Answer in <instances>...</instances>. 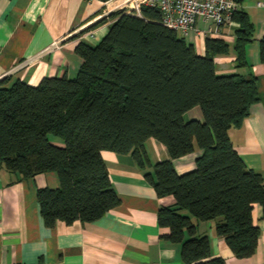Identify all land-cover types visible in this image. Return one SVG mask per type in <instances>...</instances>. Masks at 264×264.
<instances>
[{
  "label": "trees",
  "instance_id": "obj_1",
  "mask_svg": "<svg viewBox=\"0 0 264 264\" xmlns=\"http://www.w3.org/2000/svg\"><path fill=\"white\" fill-rule=\"evenodd\" d=\"M161 17L144 4L140 15L112 12L98 43L75 46L82 63L73 78L44 77L36 85L1 79L0 164L25 178L57 175L56 188L36 189L47 227L57 220L92 222L120 202L101 151L130 154L143 167L149 164L145 142L155 138L170 159L154 163L145 176L158 197L174 200L158 209L157 222L169 229L168 240L181 243L183 263H223L210 256L209 238L196 235L191 217L216 220V234L233 254L249 257L260 235L251 210L259 204L264 211V176L246 167L228 130L258 101L256 78L217 73L214 57L227 53L228 44L206 37L205 53L198 55ZM232 19L238 67L245 64L253 25L241 7ZM259 57L264 63V36ZM196 106L202 120L185 121L183 114ZM196 148L195 167L178 174L173 159Z\"/></svg>",
  "mask_w": 264,
  "mask_h": 264
},
{
  "label": "crops",
  "instance_id": "obj_2",
  "mask_svg": "<svg viewBox=\"0 0 264 264\" xmlns=\"http://www.w3.org/2000/svg\"><path fill=\"white\" fill-rule=\"evenodd\" d=\"M257 1L239 0L253 25L251 41L245 45V64H236L233 48L238 23L215 28L213 22L197 19L187 35L198 55L205 53V38H219L228 52L214 57L216 72L238 73L256 78L258 101L238 127L228 130L233 147L248 169L264 176V63L259 41L264 36V6ZM101 0H0V80L19 79L36 85L44 77L73 78L82 59L75 52L80 41L96 44L111 20L98 23L104 11ZM198 30V33L196 31ZM202 120L198 106L186 111L183 119ZM149 164L139 166L130 154L101 151L113 188L120 202L92 222L65 223L57 220L47 227L40 215L36 189L56 188L53 171L22 177L0 164V264H184L181 243L166 238L167 227L157 222L161 206H172L171 196L158 197L146 173L153 164L170 159L166 146L155 138L145 142ZM201 150L173 159L178 174L192 170ZM252 222L260 235L255 252L236 257L215 231L216 220L191 217L196 235L209 238L210 256L222 264H264V211L253 204ZM185 238L189 237L185 233Z\"/></svg>",
  "mask_w": 264,
  "mask_h": 264
},
{
  "label": "built area",
  "instance_id": "obj_3",
  "mask_svg": "<svg viewBox=\"0 0 264 264\" xmlns=\"http://www.w3.org/2000/svg\"><path fill=\"white\" fill-rule=\"evenodd\" d=\"M104 1V11L101 19H108L109 13L125 9V13L140 15L142 4L158 8L161 12V23L169 28L180 32L182 36L187 35L188 31L194 27L197 19L213 22L214 29L208 27L204 33L207 35L215 34L217 28L230 25L234 21L232 16L240 7L235 0H118L121 2L113 9ZM257 6H264V1H257ZM197 33L198 30L196 29Z\"/></svg>",
  "mask_w": 264,
  "mask_h": 264
},
{
  "label": "rangeland",
  "instance_id": "obj_4",
  "mask_svg": "<svg viewBox=\"0 0 264 264\" xmlns=\"http://www.w3.org/2000/svg\"><path fill=\"white\" fill-rule=\"evenodd\" d=\"M118 1V0H117ZM117 5H120L121 4V2L120 1H118L117 3H116ZM126 10H129V6L128 7H126L125 9H121V10H117L118 12H125ZM116 12V11H115ZM110 14L111 13H109V17H108V19H104V20H106V21H108V20H111V18H110ZM52 140H54V141H60V140H58V138H56V137H52Z\"/></svg>",
  "mask_w": 264,
  "mask_h": 264
}]
</instances>
